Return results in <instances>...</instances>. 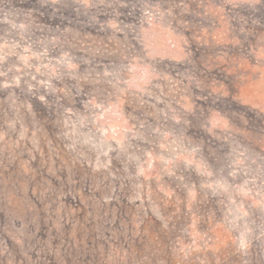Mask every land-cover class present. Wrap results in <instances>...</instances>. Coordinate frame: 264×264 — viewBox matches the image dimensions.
<instances>
[{
  "label": "rangeland",
  "instance_id": "rangeland-1",
  "mask_svg": "<svg viewBox=\"0 0 264 264\" xmlns=\"http://www.w3.org/2000/svg\"><path fill=\"white\" fill-rule=\"evenodd\" d=\"M0 264H264V0H0Z\"/></svg>",
  "mask_w": 264,
  "mask_h": 264
}]
</instances>
